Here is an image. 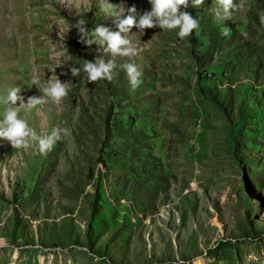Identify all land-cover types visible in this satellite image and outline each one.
<instances>
[{"label":"rangeland","instance_id":"1","mask_svg":"<svg viewBox=\"0 0 264 264\" xmlns=\"http://www.w3.org/2000/svg\"><path fill=\"white\" fill-rule=\"evenodd\" d=\"M102 2L0 0V95L27 104L43 95L35 76H57L68 96L20 118L69 130L46 155L0 139V264H264V0H235L220 23L216 0H189L199 29L133 27L131 58L78 43L80 19L117 30ZM98 59L115 60L113 79L89 83L82 65Z\"/></svg>","mask_w":264,"mask_h":264},{"label":"clouds","instance_id":"2","mask_svg":"<svg viewBox=\"0 0 264 264\" xmlns=\"http://www.w3.org/2000/svg\"><path fill=\"white\" fill-rule=\"evenodd\" d=\"M148 2L151 5V10L140 14L135 5L118 10L117 5L103 0L100 11L113 19L117 30L98 25L94 31L89 32L84 27L85 20L80 19L72 26L77 29L78 43L89 47L93 43L104 46V51L113 58L117 56L131 58L138 54V49L128 39V34L133 27L142 33L146 29L157 26L162 30L178 29L180 39L191 36L194 31L199 29V21L185 10L190 6L189 0H148ZM202 5H204V0H191L192 7L199 8ZM242 6V4L238 5L235 0H216V7L212 10L214 18L218 23L233 19V12ZM260 21L264 24V16L260 18ZM222 35L225 37L229 35L227 27L224 28ZM242 35L247 37V33H242ZM115 67L114 59H109L107 62L104 59H98L95 62L86 61L82 65L89 83L101 80L111 81L113 79L112 70ZM120 67L125 71L131 89L135 91L142 83L141 71L131 62L124 63ZM51 71H55V69ZM70 71L73 77H77L81 68L71 67ZM31 85H35L43 95L30 97L27 104L24 103V98L19 95L20 89L18 88H10L5 95H0V107L3 109L0 113V139L9 142L13 149L20 150L35 146L38 154L46 155L52 150L56 141L61 140L59 131H63L66 136L69 134V130L54 128L50 135H38L28 126L25 119L20 118V111L25 108L34 109L49 100L59 105L68 96V88L66 83H62L57 76L44 83L37 75L32 79ZM18 101L20 102L19 106H17ZM94 259L99 260L100 258L94 257Z\"/></svg>","mask_w":264,"mask_h":264}]
</instances>
